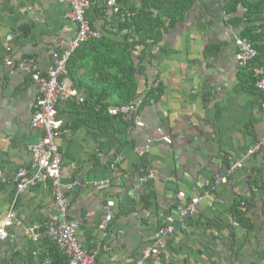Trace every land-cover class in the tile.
Wrapping results in <instances>:
<instances>
[{"label": "crops", "instance_id": "crops-1", "mask_svg": "<svg viewBox=\"0 0 264 264\" xmlns=\"http://www.w3.org/2000/svg\"><path fill=\"white\" fill-rule=\"evenodd\" d=\"M142 1L119 0L122 14L116 15L93 0L87 18L101 34L125 42L127 31H120V24ZM222 2L200 0L150 51L139 76L144 126L113 134L91 120L80 107L85 101L73 98L58 106L70 218L83 249L97 254L96 264H134L156 245L167 219H177L178 209L198 197L203 199L197 212L184 223L176 221L175 234L164 239L162 254L150 264H264L263 99L237 60L235 39L249 25L227 15ZM70 9L66 0H0V171L7 180L0 179V224L16 192L15 177L32 164L30 148L44 135L32 126L38 85L31 73L12 69L7 61L37 59L47 72L53 55L61 56L77 33L67 18ZM245 14L242 7L236 16ZM9 36L14 38L10 51ZM157 87V100L144 104L145 93ZM260 142L262 149L249 156ZM235 161L244 166L230 174ZM147 169L155 178L144 183ZM224 177L228 182L211 191ZM104 180L110 184L94 185ZM236 201L244 203L250 229L237 218ZM56 210L49 180L22 194L10 229L14 237L1 244L0 262L69 264L45 230ZM34 226H40L37 239L27 234Z\"/></svg>", "mask_w": 264, "mask_h": 264}, {"label": "built area", "instance_id": "built-area-1", "mask_svg": "<svg viewBox=\"0 0 264 264\" xmlns=\"http://www.w3.org/2000/svg\"><path fill=\"white\" fill-rule=\"evenodd\" d=\"M70 5V11L67 18L74 22L77 27V33L69 42L67 49L61 56L53 55V65L47 72H43L39 67L37 59L29 58L19 63L13 60H8L7 65L13 68H19L25 72L31 73L32 80L38 85L40 95L36 102L33 103V118L32 126L43 132L42 139L30 150L33 155V162L28 167L21 168L16 177V192L8 209L6 216L0 224V246L5 241L13 238L10 229L17 221V208L22 194L29 191L46 180L52 184L57 210L52 214L45 223V230L48 238L54 243L62 254L67 258L69 264H96L97 254L90 253L83 249L77 236V224L70 218L71 201L64 193V171L63 159L58 144V139L61 134L63 121L58 117V106L61 102H67L73 98L79 99L80 102L85 101L80 91L74 86L72 79L69 76L68 64L73 54L81 48V46L92 39L101 38L100 31L92 27L90 20L87 18V12L91 7L93 0H66ZM106 11L116 15H121L122 10L119 0H101ZM14 40L13 36L7 38V50H11V43ZM237 46V60L241 68H245L247 72L254 74L258 78L257 87L264 94V69L254 66L253 62L258 57V51L254 48L253 43L249 39L237 37L235 39ZM155 102V99L150 100ZM99 105L95 108L97 112L104 110L112 116H128L134 114L133 125L131 128L142 127L144 123L141 119L140 111L136 106H109ZM262 111L264 115V98L262 100ZM162 140L167 144H171L172 140L169 137H162ZM154 140L151 139L149 143ZM263 147V142L256 144L249 151L248 155L253 156ZM244 166L243 161H235L231 164L230 174L236 173ZM145 175L142 179L144 183L155 178L152 170L144 171ZM0 179L7 182L3 172L0 171ZM228 178H219L214 184L210 185V190L216 189L215 185L226 184ZM109 180L95 182V186H108ZM206 194H210L206 192ZM185 197L184 193H180L178 198L182 200ZM203 197H198L185 208H179V216L177 219L169 217L166 225H163L158 230V239L154 247L146 249L142 257L134 264H150V262L162 254L161 246L165 238L172 236L176 232L175 223L185 220L193 216L197 212V206ZM112 216H108L107 221L110 222ZM106 229L105 225L101 226ZM40 226H34L27 231V234L39 237ZM0 264H2L0 262Z\"/></svg>", "mask_w": 264, "mask_h": 264}, {"label": "trees", "instance_id": "trees-1", "mask_svg": "<svg viewBox=\"0 0 264 264\" xmlns=\"http://www.w3.org/2000/svg\"><path fill=\"white\" fill-rule=\"evenodd\" d=\"M199 1L143 0L141 7L132 11L131 17L123 14L126 19L119 30L127 31L125 42L114 40L105 31L101 38L88 41L73 54L68 64L69 76L74 86L84 93L85 102L80 107L88 112L95 124L104 126L113 134L129 133L134 114L112 116L104 110L97 112L95 108L99 105L107 108L112 105L109 102L117 101L116 107L132 105L140 109L137 103L140 97L139 76L146 70L150 51L164 32L184 19ZM222 6L227 15L235 17L239 24L248 23L240 37L252 41L259 54L253 65L264 69V0H223ZM242 7L246 14L239 18L236 15ZM81 71L85 75H81ZM244 71L252 88L256 87L263 99L264 94L257 87L258 78L245 68ZM159 94L160 88H151L145 93L144 104L148 100H157ZM243 204L236 201L233 210L242 225L250 229L245 221V211L241 209Z\"/></svg>", "mask_w": 264, "mask_h": 264}]
</instances>
